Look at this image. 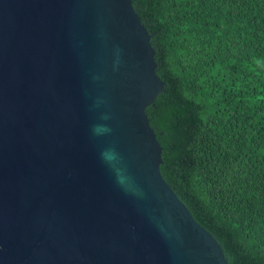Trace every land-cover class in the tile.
Segmentation results:
<instances>
[{"label":"water","instance_id":"water-1","mask_svg":"<svg viewBox=\"0 0 264 264\" xmlns=\"http://www.w3.org/2000/svg\"><path fill=\"white\" fill-rule=\"evenodd\" d=\"M152 35L133 0H0V264H229L161 172Z\"/></svg>","mask_w":264,"mask_h":264},{"label":"trees","instance_id":"trees-1","mask_svg":"<svg viewBox=\"0 0 264 264\" xmlns=\"http://www.w3.org/2000/svg\"><path fill=\"white\" fill-rule=\"evenodd\" d=\"M164 89L161 172L229 264H264V0H133Z\"/></svg>","mask_w":264,"mask_h":264},{"label":"clouds","instance_id":"clouds-1","mask_svg":"<svg viewBox=\"0 0 264 264\" xmlns=\"http://www.w3.org/2000/svg\"><path fill=\"white\" fill-rule=\"evenodd\" d=\"M104 157L107 161L112 159V157L107 153H104ZM120 181L123 182L121 178H120Z\"/></svg>","mask_w":264,"mask_h":264}]
</instances>
